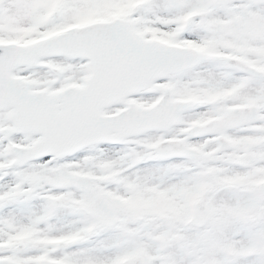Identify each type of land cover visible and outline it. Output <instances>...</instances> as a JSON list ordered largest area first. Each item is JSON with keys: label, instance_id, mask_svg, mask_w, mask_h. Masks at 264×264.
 I'll list each match as a JSON object with an SVG mask.
<instances>
[{"label": "snow or ice", "instance_id": "1", "mask_svg": "<svg viewBox=\"0 0 264 264\" xmlns=\"http://www.w3.org/2000/svg\"><path fill=\"white\" fill-rule=\"evenodd\" d=\"M0 264H264V0H0Z\"/></svg>", "mask_w": 264, "mask_h": 264}]
</instances>
